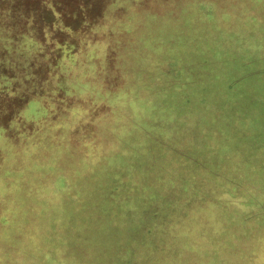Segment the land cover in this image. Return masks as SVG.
<instances>
[{
  "label": "rangeland",
  "instance_id": "1",
  "mask_svg": "<svg viewBox=\"0 0 264 264\" xmlns=\"http://www.w3.org/2000/svg\"><path fill=\"white\" fill-rule=\"evenodd\" d=\"M32 1L25 0L28 4ZM150 1L157 8L162 9L164 7L163 10L160 9L161 13L165 14L164 17L157 18L152 13H144L122 20L117 12V7H115L113 11L111 9L108 17L110 19L109 24H105L106 29L100 31V36L103 39H98L95 44L84 43L86 44L85 55L79 48L71 47L72 51H66L69 45L62 46L66 54L73 52L77 55H83L74 65L64 63L63 68L59 66L58 69L64 71L65 75H69L68 84L70 90H73V93L61 96V99L64 98L70 104L67 110L58 109L56 111L53 108L54 105H51L53 108L49 117L51 121L48 118L47 123L44 122V124L36 121V119H40V111L24 113L23 128L19 127V135L12 139H8V134L11 132L9 128L0 129V264H40V257L45 259L43 255H40V252L44 251L46 255L53 252L51 246L47 247L55 241L51 236H55L58 232L65 238L70 237L67 235L69 228L65 224L66 221L59 223L57 219L51 220L54 217V212L58 213V210L62 215L70 216L71 209L66 205H70L71 196L74 193L64 189L68 193L65 197L63 192L58 190L61 188L60 186H90L89 191L96 189L99 199L103 195L100 190L110 185L113 186V181L119 180L118 186H114L116 188L114 198L126 204L125 209L129 206L132 209H135V206L140 207L136 212H132L134 213L133 225L138 226L153 225L152 220H148L146 217L141 219V216L145 214L144 211L148 209L144 201L155 197L154 194L160 195L159 197L167 195L170 186H180L179 168L185 163L183 164L181 160L173 157L169 152H162L156 158L155 156L152 157V154H156V149L146 146L147 140L144 137L135 136V133L134 135L128 133L130 118H134L137 122H142L144 118L139 117L143 109H135L137 98L144 97L146 104L152 101L149 96L152 92L145 87L146 85L136 87L137 78L141 76L140 72L144 74L143 79H149L152 75H156L158 69L167 68L166 64L160 63V56L162 55L159 46L161 45V37L155 28L167 22L166 16H168L169 10H165L169 8L171 13H175L174 20L182 13L191 14L189 15L191 27L196 28V31L201 27L198 23H205L209 30L213 29L214 26L219 27L221 24L222 30L217 31L215 37L210 36L213 40H221V43L229 42L228 39L231 36L228 34H233L235 31L241 33V39L253 47L259 43L257 37H264V22L256 24L251 20V18L256 17L262 18L264 21V0L256 4L252 0H210L212 1L209 3L210 18L204 13L207 7L201 6V0H170L171 3L168 5H165L166 0ZM93 2L97 5L98 0H93ZM117 17L120 19L115 20ZM178 19L177 23L175 21L173 25L178 26L180 22L184 21ZM210 20H213V23ZM122 30L130 33L124 34ZM77 33L78 39L84 37L82 33ZM46 34L47 36L52 35L53 29H49ZM128 35L134 38V43L123 51L125 52L124 58L121 59L123 62L121 61L120 65L117 66L116 60L112 58L113 56H109L108 52L119 44L121 45L125 40L123 38H127ZM148 35L150 37L146 41L153 37L155 40L153 45L157 46L155 49L150 48L148 45L150 43L147 44L144 42L145 40L142 41V37ZM1 41L0 68H3V63L11 60L12 65L17 64L16 67H13L14 69H21L19 60L22 61L24 58L22 49L13 48V50L2 52L4 43ZM261 45L263 46H257V49L262 48L264 51V43ZM236 47L238 46L236 45ZM27 49V53H31V56L34 54L32 58L34 65L40 63L37 68L39 71H44L46 68L41 64H44L45 57L43 59L41 54L45 56L46 53H42L41 48L37 46ZM235 50L239 51L240 49L236 48ZM9 51L11 52L9 53ZM107 57L108 60H106ZM106 61L110 63L109 68ZM249 62L251 61L249 60ZM260 63L264 65V58L260 60ZM51 64L54 62L52 61ZM120 68L122 74L118 73ZM245 71L249 70L246 69ZM230 75L235 76V73L232 72ZM251 76L255 77V75ZM173 77L171 76V79ZM57 79L58 75L49 74L44 88L51 90L55 88ZM156 79L159 83L158 76ZM176 79L178 80V76ZM176 79H173L172 82H176ZM110 82L114 83V90L110 89ZM247 85L250 90L246 101L250 100L251 103H253L252 100L259 101L264 106V71L257 79H252ZM221 86L222 83L220 82L214 86L211 85V88H220ZM112 91H116V93H112ZM122 98L128 100V104L123 106L127 107L126 112L121 105H116ZM5 100L7 99L5 98ZM50 100L51 98H48V101ZM193 100L190 99L183 110L177 112V114H181L179 117L181 122L179 123L186 124L190 120V114L202 112L201 107L203 105L197 101L196 97ZM259 102L258 104L261 105ZM130 103L132 104L130 105ZM185 110L188 111L183 113ZM125 114H127V118L124 116ZM260 115L259 112L254 111L252 118H259ZM175 120L177 119L175 118ZM257 120L252 121L256 123ZM77 122L84 125L80 136L85 138L92 135L88 128L95 126L97 145L89 147L87 140L77 135L74 136L75 129L78 128ZM193 129L190 130L193 131ZM22 131L24 133L21 134ZM232 135L233 137L235 135L234 138L237 141L240 140L237 144H234V140L224 132H214L211 136L212 141H217L220 145L223 144L219 150L221 154L219 156L223 159L224 155L226 163L231 167V169H227L228 173L229 170L239 168L241 165L240 174L243 176L248 169L253 167L254 176H261L260 183L263 182L264 129L251 128L250 124L245 123V126L237 125ZM254 137L258 139L256 143L252 141ZM121 138L127 143L122 142ZM159 138L162 140V136ZM141 147L149 151L144 156L147 160L138 162L136 167L129 168L127 174L122 176L125 168H122L123 162L121 160L126 161L135 149ZM184 151L182 149V152ZM154 158L155 161H150ZM256 162H259V165H256ZM239 185L249 186V179L244 178L236 186ZM223 186H234V184ZM254 186H258L257 182ZM100 194L102 195L100 196ZM176 194L178 193L176 192ZM261 201H264V198ZM59 204L60 206H58ZM113 210L116 208L113 207ZM160 213H169V208L165 211L162 209ZM70 227H72V223H70ZM56 241L57 246L58 243H62L66 239L57 238ZM263 248L262 245L261 251ZM247 249L245 245L243 250ZM260 256L261 252L258 258ZM46 257L48 261L51 260L49 255ZM261 262V264L264 263L263 258Z\"/></svg>",
  "mask_w": 264,
  "mask_h": 264
},
{
  "label": "trees",
  "instance_id": "2",
  "mask_svg": "<svg viewBox=\"0 0 264 264\" xmlns=\"http://www.w3.org/2000/svg\"><path fill=\"white\" fill-rule=\"evenodd\" d=\"M261 1L252 0L255 4ZM170 3V0H166L165 5ZM200 3L202 7H207L204 13L210 18L209 3H212V1L201 0ZM115 7H117V12L122 20L129 19L134 15L140 16L144 13H152L157 18L165 16L161 13L164 7L162 9L157 8L150 0H98L97 5L93 0H33L30 4L26 3L25 0H0V40L4 43L2 52L15 48L17 50L22 49L24 54L23 60H19L21 69H14L13 67H16L17 64L12 65L11 60L3 63V68H0V129L9 128L11 130L8 139L19 135V127H22L24 122V111L32 100L42 98L48 101V98H51L48 101L49 105H54L53 108L56 111L69 108L70 104L64 98L61 99V96L73 93L68 84L69 75H65L64 71L58 69L64 63L74 65L76 61H79L78 59L82 54L77 55L73 52L66 54L62 46L69 45L66 51H72L71 47L79 48L85 55L86 44L84 43L91 42V44H95L98 39H103L100 36V31L106 29L105 26L110 21L108 17L111 9L113 11ZM21 9H23V12H21ZM222 9L225 10V8ZM165 11H168L167 22L155 28L159 31L158 35L161 37L160 41L163 46L159 45L162 54L160 63L166 64L167 68H160L156 71V75L160 80L159 83L156 75H152L149 79H143L144 74L140 72L141 76L137 78L136 87L146 85L145 87L152 92L149 95L152 101L146 104L144 97L137 98L135 109H143L139 117L144 118L142 122L130 118L128 133L131 135L135 133V136L144 137L147 140L146 146L156 149V154H152V157L155 156L156 158L162 152H169L173 157L181 160L183 164L185 163L184 165L197 166L198 163L196 162L197 159H200L201 150H205V153L221 155L219 150L223 144L220 145L219 142L211 140L214 132L220 131L229 134L228 137L234 140V144H237L240 140L237 141L234 138L235 135L234 137L232 135L237 125L245 126V123H247V125L250 124L251 128L264 129V106L259 101L252 100L253 103L250 100L246 101L250 90L247 84L252 79H257L264 71V65L260 63V60L264 58V51L262 48L257 49V46H263L261 44L264 43V37H257V42L260 44L256 43L253 47L247 45L248 42L241 39L242 34L235 31L233 34H228L231 36L228 39L229 42L221 43V40L210 38V36L215 37L217 31L222 30L221 24L219 27L214 26L213 29L209 30L206 28L205 23H198L201 27L196 31V28L191 27V17L189 16L191 14L182 13L178 18L184 21L177 26L176 24L173 25L175 21L177 23L178 19H173L175 13H171L169 8ZM119 17L115 20L120 19ZM251 20L256 24L264 22L262 18L256 17L251 18ZM210 21L213 23V20ZM49 29H53V34L47 36L46 33ZM77 32L82 33L84 37L78 39ZM123 32L124 34L130 33L125 30H122ZM148 37L150 35L142 37V41L145 40V43H150L148 44L150 48L155 49L157 47L153 45L155 40L152 37L146 41ZM123 39L125 40L121 45L119 44L108 52L109 56H113L112 58L116 60L117 66L120 65L122 57L124 58L125 52L123 51L134 43V38L129 35ZM35 46L41 48L42 53H46L45 56L41 54L43 59L45 57L44 64H41L46 68L44 71L38 70L37 66L40 63L34 65L32 59L34 54L31 56V53H27V48L32 49ZM57 46L58 48H56ZM236 48L240 50L236 51ZM162 51L164 52L162 53ZM106 60H108V57ZM41 61L43 60L41 59ZM52 61L54 64H51ZM106 62L109 68L110 63ZM246 69L249 71H245ZM232 72L235 73V76L230 75ZM118 73L122 74L121 68ZM49 74L58 75L57 85L52 90L44 88ZM251 75H255V77ZM171 76L175 77L173 79L178 76V80L176 79V82L173 83ZM220 82L222 83L220 88H211V85L214 86ZM109 85L110 89L114 90V83L110 82ZM112 93H116V91H112ZM194 97L203 105L201 107L202 112L196 114L194 110L196 115L190 114V120L186 124L179 123L181 122L179 121L181 114H177V112L183 110L190 99L194 101ZM127 101V99L122 98L116 105H121L126 112L127 107L123 106L128 104ZM109 108H112V106H109ZM130 108L134 110L132 106ZM186 111L188 110L183 111V113ZM254 111L261 114L259 118H252ZM124 116L127 118V114ZM255 119H258L256 123L252 121ZM79 127L74 132V136L81 134L84 125L79 124ZM192 128H194L193 131L190 130ZM90 129L92 135L89 137H94L92 127ZM160 136H162V140H159ZM121 139L122 142L127 143L123 138ZM252 139L255 143L258 141L257 137ZM96 143V140H93V143L87 141L89 147L91 145L94 147ZM182 149L185 151L182 152ZM146 152L149 151L142 147L137 148L128 158L125 157L127 158L126 161L121 160L123 162L122 168H125L122 176L127 174L129 168L136 167L138 162L147 160L144 158ZM155 158L150 161H155ZM234 171L235 168L229 170V174L233 176ZM118 182L120 181L114 180L113 186L110 185L100 190L103 195L100 194L102 196L99 199L96 189L88 191L85 197H81L86 201L85 210H78L80 212L78 215H88L87 212L90 209L96 214H123L128 216L130 223L132 222L130 226L133 225L134 213L132 212H136L140 207L135 206V209H132L129 206L125 209L126 204L114 198L116 190L114 186H118ZM154 195L155 197L144 201L148 209L144 211L143 216L162 211V209L165 211L169 208L164 204L163 196ZM158 199L161 200L160 203H156ZM113 207L116 210H113ZM73 226L74 224H72V228ZM54 240L51 245L56 242V239ZM48 255L51 258L50 261L46 257ZM48 255L45 252L43 254L45 259L40 257L39 263L60 262L65 264L66 262V259L61 256L57 257L51 253Z\"/></svg>",
  "mask_w": 264,
  "mask_h": 264
},
{
  "label": "crops",
  "instance_id": "3",
  "mask_svg": "<svg viewBox=\"0 0 264 264\" xmlns=\"http://www.w3.org/2000/svg\"><path fill=\"white\" fill-rule=\"evenodd\" d=\"M52 110L48 101L41 98L32 100L24 113L40 111V119L36 121L44 124ZM92 130L94 137L77 136L89 142L96 140L95 126ZM200 155L197 166L186 164L179 168L180 186H170L168 194L163 196L164 204L169 207L168 215L158 211L141 216L152 220L153 225L130 226L132 222L127 215L96 214L91 209L88 215L80 216L78 210H85L86 206L81 197H85L90 186H60L58 190L65 197L68 195L65 190L74 193L70 205H66L71 209L70 216L58 210L51 220L66 221L70 237L58 232L51 236L66 239L57 246V241L50 245L51 254L65 258V264H261L264 181L260 183L261 176H254L253 167L242 176L240 165L232 176L226 170L231 167L221 156L205 150ZM244 178L249 179V186H236ZM255 182L258 186H254ZM228 184L234 186H223ZM70 223L74 224L73 228ZM244 244L248 251L243 250ZM43 254L44 251L40 252Z\"/></svg>",
  "mask_w": 264,
  "mask_h": 264
}]
</instances>
